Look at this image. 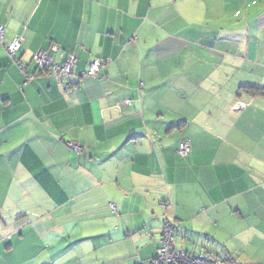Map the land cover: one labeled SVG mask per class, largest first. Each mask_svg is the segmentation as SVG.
Segmentation results:
<instances>
[{
    "label": "crops",
    "instance_id": "obj_1",
    "mask_svg": "<svg viewBox=\"0 0 264 264\" xmlns=\"http://www.w3.org/2000/svg\"><path fill=\"white\" fill-rule=\"evenodd\" d=\"M247 9L0 0V264H149L167 220L179 251L264 264V95L241 91L264 89V11L250 23ZM18 36L21 66L6 48ZM40 51L78 59L69 94L38 72ZM96 60L105 67L86 76ZM59 210L96 220L104 242L73 246Z\"/></svg>",
    "mask_w": 264,
    "mask_h": 264
},
{
    "label": "built area",
    "instance_id": "obj_2",
    "mask_svg": "<svg viewBox=\"0 0 264 264\" xmlns=\"http://www.w3.org/2000/svg\"><path fill=\"white\" fill-rule=\"evenodd\" d=\"M4 34H5V28L4 26H0V44H3L4 42ZM24 42H25L24 36H18L14 38L10 44L6 45L7 51L11 58H14V56L20 50ZM33 60L37 64V67L41 74H49L59 79L62 83H64L65 92L67 94H69L76 87L72 83V78L78 61L76 57L70 56L63 63H56L54 62L53 57L48 52L40 51L34 55ZM104 67H105V63H103V61L96 60L93 63H91L85 75L95 76ZM27 79L30 80L31 77L27 75ZM131 105H132L131 99H124L120 103L119 107L121 109H124L130 107ZM244 106L245 105L243 103H239L237 108L241 109ZM69 147L78 152H83L82 146L79 145L78 143L71 142L69 143ZM190 152H191V146L189 142L186 140L180 141L178 144L177 154L181 158H185L189 156ZM112 208L115 209V206H112ZM179 228L180 225L176 222H172L169 220L165 222L163 237L160 246L157 249V257L149 264H224V262L214 253L203 252L198 255H192L177 250L175 248V239Z\"/></svg>",
    "mask_w": 264,
    "mask_h": 264
},
{
    "label": "rangeland",
    "instance_id": "obj_3",
    "mask_svg": "<svg viewBox=\"0 0 264 264\" xmlns=\"http://www.w3.org/2000/svg\"><path fill=\"white\" fill-rule=\"evenodd\" d=\"M247 3H248V9L247 10H249V21L251 23L252 22L251 17L255 12H261V11L263 12L264 11V0H247ZM244 7H243V9L246 10V7L245 8ZM233 10L235 13V9H233ZM244 14H245V11L242 12L243 16H244ZM237 19H241V18L239 16L234 15V17H233L234 24L236 23ZM65 211L66 210H59L58 215L67 212V211L66 212ZM114 212H116V211H114ZM68 213L69 212H67V215H66L67 217L70 218V219L69 218L68 219L70 221H75L70 225V228L68 231L70 233V235L72 236V242H75L73 244V246H82L83 247V246H85V243H88V245L86 247L93 249V248H95V246H99L100 244H102L104 242L105 238L98 237V236H101L102 233L99 232V229H101V227L99 226L98 222H96V220H92V219H88V218L85 219V218L79 217L78 215H82L81 213L75 214L73 212L72 216L71 215L69 216ZM66 216L63 215L60 222H59V220H58V222L59 223L66 222ZM116 216H118L117 213H116ZM56 217H59V216H57V214H56ZM119 226H120V223H115V225H114V227L115 228L117 227V229L120 228ZM76 228H78V234H75V233H77L75 231ZM71 229H73L72 232H70ZM80 230H81V232H80ZM73 234H75V235L73 236ZM67 235H69V234H67ZM102 235H104V234H102ZM177 237L175 239V244L178 241ZM89 239H91V240H89ZM76 240H79L80 242L77 244ZM117 246H118L117 248L126 247L127 242L123 241V242L119 243ZM137 254H138V252H137ZM262 257L264 258V253H263ZM91 260H93V258H91L89 261H91Z\"/></svg>",
    "mask_w": 264,
    "mask_h": 264
},
{
    "label": "trees",
    "instance_id": "obj_4",
    "mask_svg": "<svg viewBox=\"0 0 264 264\" xmlns=\"http://www.w3.org/2000/svg\"><path fill=\"white\" fill-rule=\"evenodd\" d=\"M23 46V45H22ZM22 46H21V48H22ZM21 48H20V50H21ZM20 50L16 53V55L14 56V58H12L13 60L15 59V60H17V55H18V53L20 52ZM17 62L19 63V64H21L20 63V61H18L17 60ZM17 63V64H18ZM18 64V65H19ZM37 65V64H36ZM91 65V64H90ZM37 69H38V67H37ZM38 72L40 73V71H39V69H38ZM74 83V82H73ZM75 85V84H74ZM241 91L242 92H247L248 94H252V95H264V89L263 88H258V87H252V86H243L242 88H241ZM127 99H130V98H127ZM132 103H133V101H132ZM68 146H69V144H68ZM210 253V252H209ZM156 257H157V253H156ZM156 257L154 258V259H156ZM145 264V263H144Z\"/></svg>",
    "mask_w": 264,
    "mask_h": 264
}]
</instances>
